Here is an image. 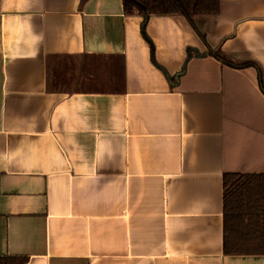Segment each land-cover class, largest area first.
Listing matches in <instances>:
<instances>
[{
	"label": "crops",
	"instance_id": "obj_1",
	"mask_svg": "<svg viewBox=\"0 0 264 264\" xmlns=\"http://www.w3.org/2000/svg\"><path fill=\"white\" fill-rule=\"evenodd\" d=\"M259 77L264 0L191 21L0 0V256L264 264L223 250V175L261 174L264 195Z\"/></svg>",
	"mask_w": 264,
	"mask_h": 264
},
{
	"label": "trees",
	"instance_id": "obj_2",
	"mask_svg": "<svg viewBox=\"0 0 264 264\" xmlns=\"http://www.w3.org/2000/svg\"><path fill=\"white\" fill-rule=\"evenodd\" d=\"M125 14H182L190 21L196 14L215 15L219 0H122ZM217 59L232 66L236 63L211 51ZM259 83L263 87L261 77ZM223 250L227 254H264L263 176L257 173L230 172L223 175ZM27 257L0 256V264H25Z\"/></svg>",
	"mask_w": 264,
	"mask_h": 264
}]
</instances>
